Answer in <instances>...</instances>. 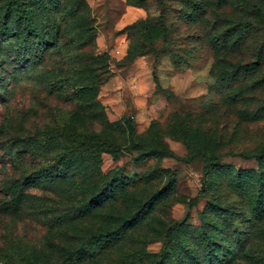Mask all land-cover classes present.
I'll list each match as a JSON object with an SVG mask.
<instances>
[{"label": "rangeland", "instance_id": "obj_1", "mask_svg": "<svg viewBox=\"0 0 264 264\" xmlns=\"http://www.w3.org/2000/svg\"><path fill=\"white\" fill-rule=\"evenodd\" d=\"M8 3L0 264H264V0Z\"/></svg>", "mask_w": 264, "mask_h": 264}, {"label": "trees", "instance_id": "obj_2", "mask_svg": "<svg viewBox=\"0 0 264 264\" xmlns=\"http://www.w3.org/2000/svg\"><path fill=\"white\" fill-rule=\"evenodd\" d=\"M161 5H162V3H161ZM9 12H10V15L13 13V17H14L13 23H20L24 27H29V26L32 27L33 26L32 22H31V17L29 16L28 12H26V10L24 8H22L21 3H19V0H9L8 13ZM163 17H164V12L161 10L159 13L160 20ZM152 76L154 78L156 88H160V85H159L158 79H157V75L154 71L152 72ZM132 131H133V125L131 124V125H129V132L132 133ZM83 147H85L86 149H92V150H96V151L109 152L114 158H117L121 153V150H119L117 148H103V147L99 146L98 144H85ZM196 155L202 157L206 161L204 168H203L204 172H207L209 167L219 159V157H217V156L207 155L203 152H198V153H196ZM161 261H162V254L160 255L156 264H161ZM7 264H18V263L16 262L15 258H12L11 256H9L8 260H7Z\"/></svg>", "mask_w": 264, "mask_h": 264}]
</instances>
